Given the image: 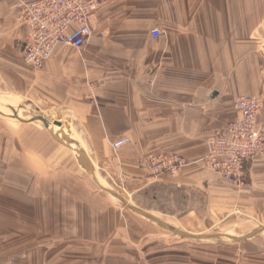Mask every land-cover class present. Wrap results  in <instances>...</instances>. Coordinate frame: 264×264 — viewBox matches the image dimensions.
Instances as JSON below:
<instances>
[{
	"label": "crops",
	"instance_id": "0c3cea01",
	"mask_svg": "<svg viewBox=\"0 0 264 264\" xmlns=\"http://www.w3.org/2000/svg\"><path fill=\"white\" fill-rule=\"evenodd\" d=\"M35 1L0 0V81L70 118L100 180H119L125 192L136 186L138 194L158 187L170 197L182 193L186 215L200 206L218 216L247 214L264 225V158L248 166L241 187L200 163L208 136L237 118L235 97L264 101V0H99L83 49L58 44L43 67L33 70L22 64L28 29L19 26L17 16L22 2ZM154 28L164 36L151 38ZM256 123L264 128V107ZM120 138L130 142L114 151ZM162 154L180 156L187 166L174 177H154L143 160ZM38 191L40 211H56L55 220L41 216L42 238L84 240L81 246L41 248L39 264L49 262L44 251L54 250L64 251L58 264H209L194 252L202 248L107 245L105 240L120 234L121 222L122 236L128 237L127 222L135 220L97 190L81 193L59 181H41ZM25 207L37 206L26 202ZM166 253L185 256L128 262L130 255ZM113 255H121L122 262H100ZM14 260L10 264L22 258ZM25 261L21 264L35 259L25 256Z\"/></svg>",
	"mask_w": 264,
	"mask_h": 264
},
{
	"label": "rangeland",
	"instance_id": "374dc122",
	"mask_svg": "<svg viewBox=\"0 0 264 264\" xmlns=\"http://www.w3.org/2000/svg\"><path fill=\"white\" fill-rule=\"evenodd\" d=\"M11 100L14 103L11 104ZM0 106L3 107H0V264H10L18 257L22 258V261H17L18 264L25 263V256H32L35 259L33 264H39L38 253L41 248L56 249L83 245L84 240L42 238L44 229L39 222L41 216L53 217L55 220L56 211H40L38 190L41 181L48 182V185L59 181L81 193L87 188L97 190L98 194L107 197L121 214L135 220L127 222L128 237L122 236L126 224L121 222L120 234L111 240H105L107 245L118 248H202L203 251L194 252L203 253L202 256L208 258L209 264H264V225L256 223L250 215L233 213L218 216L210 209L200 206L192 215H186L184 207L188 204L182 193L170 197L166 189L158 187L146 189V193L138 194L133 192L137 190L136 186L128 188L125 192L119 180L106 183L99 179V167L96 163L88 162L86 145L80 133L71 124L70 118L59 114L55 109L42 106L30 94L23 90L16 91L2 81ZM37 117L46 119L49 128L40 122H28ZM55 122L61 123V133H66L63 138L53 135L56 129L59 130L54 125ZM40 175L45 176V179L40 180ZM35 187L38 190H35ZM26 189L29 194H26ZM53 191L56 192V188ZM26 202L34 203L37 207L28 210L25 207ZM148 218H156L176 232L194 235V239L183 238ZM221 233H226V237L220 236ZM44 252V260H49L47 264H58L56 259L65 257L64 251L57 253L54 250V255ZM182 256L166 253L163 256L141 254L127 257L132 259L128 262L133 263L152 257H161L169 262ZM200 256L194 254L193 257ZM119 257L121 255L108 256L100 262L120 263L122 261ZM145 262L148 264L152 260Z\"/></svg>",
	"mask_w": 264,
	"mask_h": 264
},
{
	"label": "built area",
	"instance_id": "2783aa9c",
	"mask_svg": "<svg viewBox=\"0 0 264 264\" xmlns=\"http://www.w3.org/2000/svg\"><path fill=\"white\" fill-rule=\"evenodd\" d=\"M99 6V0L22 2L17 23L28 29L22 64L40 70L58 44L81 51L93 34L90 18ZM150 35L154 39L164 36L158 28L152 29ZM263 107L261 97H235L232 108L237 118L208 136L207 152L200 163L222 180L243 186L247 180L248 166L257 158H264V128L256 123ZM129 142L128 138H120L112 144V148L117 151ZM143 161L154 177H174L187 166L186 161L177 155H148Z\"/></svg>",
	"mask_w": 264,
	"mask_h": 264
},
{
	"label": "water",
	"instance_id": "95a60500",
	"mask_svg": "<svg viewBox=\"0 0 264 264\" xmlns=\"http://www.w3.org/2000/svg\"><path fill=\"white\" fill-rule=\"evenodd\" d=\"M28 122H40V123H42L44 125V127H47V124H48V122H46V120L43 117L33 118L32 120H30ZM54 125L57 126V127H60L61 123L55 122ZM157 223L160 224L163 228L171 230L172 232H175V234H177V235H179V236H181L183 238L194 239V237L191 236V235L184 234V233H181V232H176V231L172 230L171 228L167 227L166 225H164V224H162L160 222H157Z\"/></svg>",
	"mask_w": 264,
	"mask_h": 264
},
{
	"label": "bare ground",
	"instance_id": "6f19581e",
	"mask_svg": "<svg viewBox=\"0 0 264 264\" xmlns=\"http://www.w3.org/2000/svg\"><path fill=\"white\" fill-rule=\"evenodd\" d=\"M1 107H2V106H1ZM46 122H48V121L46 120ZM60 127H61V126H60ZM60 127H58L59 130L56 129L57 131L55 130L56 132H53V135L58 136V138H61V137L63 138V135H65L66 133H65V132H64V134L61 133L62 129H60ZM47 128H49V127H48V124H47ZM50 128H53V126H50ZM66 138H67V137H66ZM66 138H65V139H66ZM184 234H185V233H184ZM221 235H222V234H221ZM223 235L225 236L226 234H223ZM225 237H226V236H225ZM229 237H230V236H229Z\"/></svg>",
	"mask_w": 264,
	"mask_h": 264
}]
</instances>
